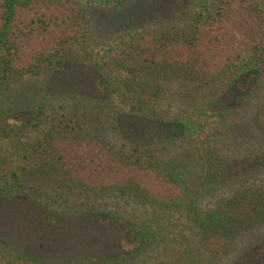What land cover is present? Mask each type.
<instances>
[{
    "label": "trees",
    "instance_id": "16d2710c",
    "mask_svg": "<svg viewBox=\"0 0 264 264\" xmlns=\"http://www.w3.org/2000/svg\"><path fill=\"white\" fill-rule=\"evenodd\" d=\"M81 1H85L86 9H81ZM133 1L0 0V65L5 76L23 78L45 73L49 77L47 89L61 90L62 95L75 92L102 101V89L96 84L100 80L109 94H118L121 103L132 113L119 116L121 126L114 127L119 130L123 144H108L104 137L84 131L70 120L72 125L46 127L36 147L29 146L19 161L10 162H4L2 154L17 128L0 123V224L7 221L6 211L11 215L20 212L16 208L9 210L8 200L39 205L40 198L52 199L61 195V191L81 190L95 197L97 203L102 199L105 205L118 200V204L184 212L197 248L211 257L227 256L240 236L264 226V185H240L233 195L206 206L198 193L177 180L174 167L158 161L151 144L142 138L153 123L174 126L182 122H168L158 116L163 111L159 102L167 88L164 90L156 80L157 70H186L185 75H190V79L197 75L207 81L260 77L264 72V8L259 0H212L193 16L189 31L134 33L89 56L84 72L67 70L71 63L66 57L68 46L83 42L87 33L86 11L109 8L123 15L122 10ZM144 1L139 0L141 7ZM148 9L152 13L156 8ZM95 20L96 25L100 24L98 18ZM39 123H33L32 127L38 128ZM127 126L132 135L126 132ZM91 141L108 146L109 157L101 162L103 169L98 165L94 168L97 178L85 180L81 176L85 171L83 166L89 163L81 159L85 151L80 144ZM70 142L80 143V148L67 147ZM208 152L209 162H219L221 167L233 159L218 150ZM74 162L79 174L72 169ZM251 176L250 172L243 175L240 182L247 184ZM34 177L40 180L39 188L28 193L31 190L28 183ZM234 181L237 182L236 178L227 183ZM82 211L81 217H87L92 224L108 226L102 234L106 249L95 255L49 262L0 241V264H98L126 259L141 250L138 243H145L143 231L110 211L98 213L93 206ZM54 220L48 222L50 228ZM251 254H243L233 264H264V251L255 254V259Z\"/></svg>",
    "mask_w": 264,
    "mask_h": 264
},
{
    "label": "rangeland",
    "instance_id": "374dc122",
    "mask_svg": "<svg viewBox=\"0 0 264 264\" xmlns=\"http://www.w3.org/2000/svg\"><path fill=\"white\" fill-rule=\"evenodd\" d=\"M153 1L145 0L141 7L139 0H134L122 10L123 15L115 9H88L85 39L68 46L66 57L71 63L66 69L84 72L89 56L134 33L144 30L189 31L193 16L212 0H173L172 3L157 0L150 4ZM259 2L264 8V0ZM81 4V9H86L85 1ZM151 6L156 8L152 13L148 12ZM95 18L100 24L96 25ZM185 72L175 69L155 72L156 80L164 90L167 88L159 102L163 111L158 116L168 122H182L174 126L153 123L142 139L151 144L150 148L161 164L175 168L177 180L198 193L206 206L218 198L233 195L240 185H264V72L259 78L247 76L220 81H207L197 75L190 79ZM48 79L45 73L36 77L10 78L4 75L0 65V123L17 128L15 135L5 144L4 162L19 161L29 146L36 147L46 127L72 125L70 120L84 131L104 137L108 144H123L119 130L114 127L121 126L119 116L132 113L121 103L118 94L110 95L104 82L96 78V84L102 89V101L87 99L75 92L62 95L61 90L46 88ZM36 122H40V126L32 127ZM125 128L128 134H133L128 126ZM79 144L70 142L67 147L73 145L74 149V146L80 148L81 145L85 151L81 159L89 164H84L82 178H97L93 170L97 165L103 169L101 162L108 161V146L102 147L95 141ZM210 150L226 153L233 159L224 167L214 160L210 163ZM71 166L79 174L75 162ZM249 172L252 175L250 181L241 183L242 176ZM235 178L237 182L227 183ZM39 182L38 177L31 179L28 193L39 188ZM61 192L52 199L40 198L42 204L39 205L8 200L9 210L16 208L20 212L14 211L15 215H11L6 211L7 221L0 224V241L49 262L95 255L102 248L106 249L102 234L108 226L92 224L87 217H81L84 208L93 206L98 213L110 211L146 233L145 243H138L142 247L138 253L126 259L98 264H233L245 253H252L253 258L264 251V226L240 236L229 255L211 257L197 248L184 212L118 204V200L105 205L102 199L97 203L95 197L81 190L67 191L69 194ZM104 200L108 201L107 198ZM61 215L65 217L61 218ZM53 218L54 225L50 228L48 222Z\"/></svg>",
    "mask_w": 264,
    "mask_h": 264
}]
</instances>
